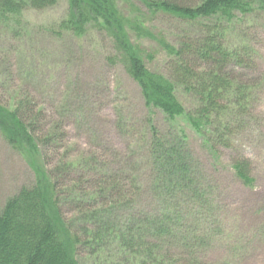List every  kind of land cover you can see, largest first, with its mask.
<instances>
[{
  "label": "trees",
  "instance_id": "16d2710c",
  "mask_svg": "<svg viewBox=\"0 0 264 264\" xmlns=\"http://www.w3.org/2000/svg\"><path fill=\"white\" fill-rule=\"evenodd\" d=\"M55 1L0 0V20ZM70 7L59 32L105 36L112 44L105 59L122 66L140 90L148 111L146 128L136 131L143 158L133 163L125 155L115 169L92 153L82 157L78 172H71L72 162L47 164L38 146L49 153L52 138L40 134L34 104L27 99L10 107L0 102V134L35 174L34 183L0 212V264H81L83 253L97 264H203L200 253L231 236L221 216L210 219L213 199L206 194L211 183L199 176L177 120L184 118L213 155L231 147L226 136L240 118L226 97L246 103L242 73L252 68L254 57L246 47L229 48L226 27L237 14L264 12V0H71ZM158 15L187 21L195 32L174 44L165 41L150 25ZM140 39L156 42L163 53L157 71L147 67L155 55L137 44ZM177 89L194 98L188 109L178 101ZM157 111L162 127L155 125ZM231 161L242 185L251 186V160ZM145 169L144 194L153 197L146 211L133 208L144 189L140 173ZM64 206L75 215H65Z\"/></svg>",
  "mask_w": 264,
  "mask_h": 264
},
{
  "label": "rangeland",
  "instance_id": "374dc122",
  "mask_svg": "<svg viewBox=\"0 0 264 264\" xmlns=\"http://www.w3.org/2000/svg\"><path fill=\"white\" fill-rule=\"evenodd\" d=\"M70 2L56 0L44 9L27 8L0 20V102L10 107L15 100L27 99L34 104L41 117L40 134L52 138L49 153L43 145L38 146L45 153L43 159L47 164L72 162L71 172H78L82 157L89 158L92 153L115 169L125 155L133 157L134 163L143 158L136 131L142 126L146 128L144 121L148 115L140 90L122 66L105 59L112 45L105 36L88 32L78 37L59 32L60 23L70 14ZM231 21L226 27L229 48L246 47L254 57L252 68H245L242 73L246 75L241 84L248 96L246 103L240 96L241 101L226 97L240 118L226 136L231 147L220 148L213 155L184 118L177 122L186 133L199 176L211 183L210 191L207 190L210 193L206 194L213 199L210 219L215 214L221 216L224 230L231 236L226 240L218 238L213 247L200 253V261L264 264V12L237 14ZM150 25L173 44L195 32L187 21L164 15H158ZM137 44L155 55L154 61H146V65L157 71L165 58L156 42L140 39ZM187 94L176 90L178 101L188 109L195 101ZM154 118L155 125L162 127V113L157 111ZM235 157L251 160V186L242 185L236 177L231 166ZM148 176L146 169L140 173V189H144L135 198L134 209L152 208L148 205L153 197L148 199L149 195L144 194L147 188L143 181ZM34 180V171L25 157L0 134V212L11 197L31 186ZM64 212L76 213L69 209ZM81 257V264H97L86 253Z\"/></svg>",
  "mask_w": 264,
  "mask_h": 264
}]
</instances>
